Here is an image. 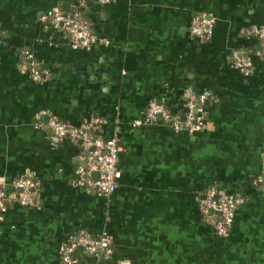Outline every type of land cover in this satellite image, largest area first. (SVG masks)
I'll list each match as a JSON object with an SVG mask.
<instances>
[{
  "label": "crops",
  "instance_id": "0c3cea01",
  "mask_svg": "<svg viewBox=\"0 0 264 264\" xmlns=\"http://www.w3.org/2000/svg\"><path fill=\"white\" fill-rule=\"evenodd\" d=\"M72 2L0 0V185L32 177L39 201L0 210V264H59L78 229L108 234L112 254L75 264H264V58L249 51L246 74L229 65L254 43L245 29L264 22V0H87L100 39L88 50L41 20ZM196 14L213 18L209 34H190ZM184 89L203 97L202 130L131 125L152 99L181 119ZM91 116L120 147L107 195L74 184L80 141L53 144L46 126ZM209 186L241 197L224 236L199 208Z\"/></svg>",
  "mask_w": 264,
  "mask_h": 264
},
{
  "label": "built area",
  "instance_id": "2783aa9c",
  "mask_svg": "<svg viewBox=\"0 0 264 264\" xmlns=\"http://www.w3.org/2000/svg\"><path fill=\"white\" fill-rule=\"evenodd\" d=\"M87 0H74L75 5L82 6ZM98 3H108L111 0H95ZM44 27L52 30H61L67 35L68 45L71 49L88 50L100 39L89 28L85 18H80L77 12H64L58 7H52L41 16ZM213 18L196 14L192 16L189 32L194 37H202L211 31ZM245 36L253 38L258 46L251 53L264 58V22L259 25H250L245 29ZM106 43L105 39H101ZM30 58L28 53L25 54ZM229 65L242 74L250 69L249 53L240 52L238 49L230 52ZM30 76L33 80L40 79L37 69L30 66ZM203 97H196L190 89H184L181 94L180 111H173L167 105L156 100H150L145 108L142 118L134 120L131 125L138 126L145 123L160 121L170 124L173 128L183 127L189 133L202 130L204 124L201 118ZM106 123L100 117H88L71 126L57 118L49 117L46 126L50 132V141L58 144L64 140H79L83 151V163L76 165L73 170L74 184L96 194L107 195L116 186L119 175L117 169V154L120 149L116 136L103 138L100 127ZM92 148V150H90ZM96 173V177L91 175ZM38 182L32 177H17L9 189L0 185V210L5 209V202L12 200L20 206L38 207L39 201L36 194ZM264 189V185H261ZM241 201L238 194H229L222 189L209 186L199 208L212 218V229L216 235L224 236L231 224L233 212ZM212 212L211 214H209ZM216 215V216H215ZM75 250H81L86 255L97 259H107L112 254V240L105 232L93 235L86 229H78L68 235L67 241L59 249V264H75L79 260L72 255ZM117 264H132L127 259H119Z\"/></svg>",
  "mask_w": 264,
  "mask_h": 264
},
{
  "label": "trees",
  "instance_id": "16d2710c",
  "mask_svg": "<svg viewBox=\"0 0 264 264\" xmlns=\"http://www.w3.org/2000/svg\"><path fill=\"white\" fill-rule=\"evenodd\" d=\"M86 2L84 3V5H82L81 7L80 6H76L75 3H74V0L71 4H62V6L64 8H59L60 10L64 11V12H70V13H73V12H77L78 13V16L80 18H85V16L83 15L84 14V9L86 8ZM258 42L257 41H254V43H252V45L248 46L246 49L244 50H239L240 52H243V53H249L250 52H253L255 50V48L258 46ZM181 104V97H180V100L178 101V105ZM168 106V105H167ZM169 107V106H168ZM13 201L10 200V201H6L5 202V206H8L9 204H11ZM14 203V202H13ZM212 212H210L209 214H211ZM216 216V215H215ZM210 219V225L212 226V218L211 216H208ZM72 255L76 258H81L83 255H86L84 252H82L81 250H75Z\"/></svg>",
  "mask_w": 264,
  "mask_h": 264
},
{
  "label": "water",
  "instance_id": "95a60500",
  "mask_svg": "<svg viewBox=\"0 0 264 264\" xmlns=\"http://www.w3.org/2000/svg\"><path fill=\"white\" fill-rule=\"evenodd\" d=\"M90 150H92V148H90ZM91 175H92L93 177H96V173H95V172H91Z\"/></svg>",
  "mask_w": 264,
  "mask_h": 264
}]
</instances>
